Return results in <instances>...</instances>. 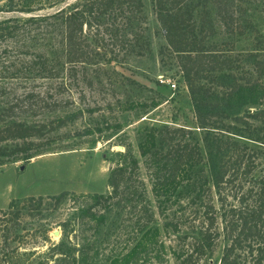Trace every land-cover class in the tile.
<instances>
[{
    "label": "trees",
    "instance_id": "1",
    "mask_svg": "<svg viewBox=\"0 0 264 264\" xmlns=\"http://www.w3.org/2000/svg\"><path fill=\"white\" fill-rule=\"evenodd\" d=\"M63 1L0 0V8L5 10L29 12L52 8L22 20L0 19V40L19 32L26 34L23 48L28 55L23 63L28 71L49 78L58 76L61 71L73 77L80 73L82 79L90 80L88 66L100 61H120L145 45L142 0H73L61 4ZM212 2L219 19L231 28L229 2ZM153 3L166 45L177 54L195 104L197 126L204 130L201 145L192 128L152 125L138 143L150 168L151 191L158 209L171 198L174 204L189 207L187 226L195 235L185 241L179 251H173L176 264H205V258L220 240L224 243L217 264H264V173H256V150L231 133L251 139L264 137L253 136L252 130L239 133L236 125L225 122L224 118L230 115L224 107L212 103L209 88L201 82L202 78L215 80L219 72L231 66L228 59L219 58L206 42L202 28L210 24L207 10L201 9V22L197 27L195 5L189 0H153ZM40 31L46 45L36 46L34 38ZM258 63L257 75L260 76L264 74V63L260 60ZM38 93L30 89L25 97L32 98ZM246 116L257 118L264 128V92L263 106ZM233 118L249 125L243 115ZM64 122L63 117L40 122L3 120L0 122V158L16 150L24 152L23 158H30L32 151L44 148L51 141L48 133ZM7 140L16 141L13 146L3 145ZM138 166L137 158L126 149L110 169L107 193L70 194L71 208L56 223L61 228L57 242L49 241L53 221L41 220V217L45 210L51 213L69 199L66 190L11 199L5 208H0V264H96L93 233L104 223L113 199L127 179L137 172ZM171 222L177 229L176 223ZM21 229L33 239L41 238L50 245L37 256H31L36 249L20 250V244L11 246L13 241L19 240ZM88 229H93L91 234L87 233ZM157 231L158 227L144 231L141 239L123 255L115 257L112 264H138L140 251L147 254V242L155 238Z\"/></svg>",
    "mask_w": 264,
    "mask_h": 264
},
{
    "label": "rangeland",
    "instance_id": "2",
    "mask_svg": "<svg viewBox=\"0 0 264 264\" xmlns=\"http://www.w3.org/2000/svg\"><path fill=\"white\" fill-rule=\"evenodd\" d=\"M70 1L73 0L61 4ZM142 1L145 45L120 61H100L88 66L90 80L82 79L80 73L73 77L61 71L58 76L49 78L30 72L23 63L28 55L23 48L26 34L19 32L0 40V122L65 119L64 124L48 133L51 141L44 148L32 151L30 158H23L24 152L20 150L0 158V208H5L11 199L66 190L69 199L51 213L45 210L41 217V220L53 221L49 241L57 242L61 228L56 223L71 208L70 194L107 193L110 190L107 178L120 153L129 149L138 160L137 172L122 185L106 212L104 223L93 233L96 264H112L115 257L123 255L141 239L144 231L154 227H158L157 234L147 242V254L140 251L141 260L144 264H176L173 251H179L184 242L195 235L187 226L189 207L186 204L179 206L171 198L158 209L151 191L150 168L138 147L152 125L192 128L201 145L204 132L197 126L195 104L177 54L166 45L153 0ZM189 1L195 5L197 27L201 22V9L207 10L210 24L202 28L206 42L219 58L228 59L231 65L213 81L202 78L201 82L209 88L212 103L226 109L230 116L224 121L236 125L239 133L252 130L253 136L264 137L262 123L253 116H246L263 106L264 74L257 75V66L259 60L264 63V0H227L231 28L219 19L212 0ZM51 9L25 12L0 8V19L22 20ZM43 35L40 31L34 38L36 46L46 45ZM171 82H175V87ZM30 89L38 91V95L25 97ZM236 115H243L249 125L233 118ZM231 136L256 150V173H264V138L251 139L233 133ZM15 141L7 140L2 144L13 146ZM202 151H205L203 146ZM214 202L217 205L215 197ZM171 221L176 223L177 229ZM53 230H58L59 234L54 235ZM92 231L88 229L87 233ZM185 233L186 237L181 238ZM33 238L21 229L19 240H15L18 242L13 241L11 246L20 244V250L36 249L31 256H37L50 245L41 238ZM223 243L219 241L205 258V264L218 263Z\"/></svg>",
    "mask_w": 264,
    "mask_h": 264
},
{
    "label": "water",
    "instance_id": "3",
    "mask_svg": "<svg viewBox=\"0 0 264 264\" xmlns=\"http://www.w3.org/2000/svg\"><path fill=\"white\" fill-rule=\"evenodd\" d=\"M20 168H22V166ZM53 234L54 235H58L59 234V231L58 230H53Z\"/></svg>",
    "mask_w": 264,
    "mask_h": 264
},
{
    "label": "built area",
    "instance_id": "4",
    "mask_svg": "<svg viewBox=\"0 0 264 264\" xmlns=\"http://www.w3.org/2000/svg\"><path fill=\"white\" fill-rule=\"evenodd\" d=\"M168 82H170V80H168ZM170 85H171L172 87H175V82H171Z\"/></svg>",
    "mask_w": 264,
    "mask_h": 264
}]
</instances>
